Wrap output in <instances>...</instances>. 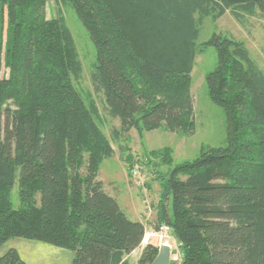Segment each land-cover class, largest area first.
Instances as JSON below:
<instances>
[{
    "label": "trees",
    "instance_id": "1",
    "mask_svg": "<svg viewBox=\"0 0 264 264\" xmlns=\"http://www.w3.org/2000/svg\"><path fill=\"white\" fill-rule=\"evenodd\" d=\"M50 1L57 18H47ZM63 7L96 48L93 91L120 123L118 142L134 129L193 131L204 20H264V0H0V248L25 239L72 251V264H130L146 226L99 179L115 149L93 94L74 83L83 65ZM204 46L217 51L206 84L227 116L228 145L158 177L154 230L170 229L180 264H264V72L243 42L215 33ZM159 253L150 241L137 264ZM0 264L26 263L10 249Z\"/></svg>",
    "mask_w": 264,
    "mask_h": 264
},
{
    "label": "rangeland",
    "instance_id": "2",
    "mask_svg": "<svg viewBox=\"0 0 264 264\" xmlns=\"http://www.w3.org/2000/svg\"><path fill=\"white\" fill-rule=\"evenodd\" d=\"M58 11V6L54 1L48 2L46 7L48 19L57 18ZM61 14L65 16L74 36L83 65L82 77L74 83L84 93L91 92L93 94L103 117V130L115 149L114 157L104 161L100 170L99 179L107 184L108 189H112V186L116 185L122 191L124 195L122 197H134L142 201L146 185H151L154 192L153 197L157 199L160 196L158 192L161 187L158 177L167 176L176 167L194 161L204 150L228 145L227 116L222 108L211 101L206 84L207 75L214 71L218 64L217 51L214 47H205L204 45L215 33L243 42L249 49L253 60L264 72V20L261 17H245L242 22H239L231 13H227L218 21L211 18L204 20L198 40L199 54L191 74L192 82L189 89L194 101L195 128L193 131L170 133L161 129L139 133L134 129L123 136L120 141L115 142L112 131L119 128L120 123L108 116L102 95H95L93 91L91 75L97 61L96 48L73 9L63 7ZM6 28L4 43L8 38ZM7 74L8 70L5 71V76ZM170 157L172 158L171 162ZM135 169H138L143 176L145 183L143 188H138L130 179L132 170ZM180 178L185 179L186 177L182 175ZM17 190L16 183L12 190V199L16 207L19 206ZM161 237H151L150 240L148 237L147 242L151 241L156 245L163 246L168 241L172 247L171 261L180 264L182 252L172 232L168 231L164 233V237ZM10 249L17 250L26 264H72L74 258V253L70 250L25 239H14L6 243L0 248V256L6 254ZM136 255L133 256V259Z\"/></svg>",
    "mask_w": 264,
    "mask_h": 264
},
{
    "label": "crops",
    "instance_id": "3",
    "mask_svg": "<svg viewBox=\"0 0 264 264\" xmlns=\"http://www.w3.org/2000/svg\"><path fill=\"white\" fill-rule=\"evenodd\" d=\"M102 182L104 183L105 190L111 196L115 197L118 200L121 208L124 210V212L127 214V216L129 218L132 219V217H133L134 221L142 222L145 224L146 235L155 232L154 226H155V221H156V206H157V203L159 201V198L154 199V197H153L154 192H153V189L151 188V185H146L147 188H145V190L143 191L144 199L141 201V200L135 199L134 197H128V196L122 197L124 195H123L122 191L119 190V188L116 185H114V187L112 186V189L111 188L108 189L107 184L104 181H102ZM160 190H161V187L159 188L158 193H160ZM158 196H159V194H158ZM149 210H150L151 214H149L150 213V212H148ZM169 231H170V229H169ZM147 240H148V236L145 237V240L139 249H137L132 254H130L129 256L126 257V259L128 260V262L130 264H137L138 263V260L142 254L144 247L149 243V242H147ZM158 246H159V248H161L160 245H158ZM135 254H137V255L133 259V256Z\"/></svg>",
    "mask_w": 264,
    "mask_h": 264
},
{
    "label": "built area",
    "instance_id": "4",
    "mask_svg": "<svg viewBox=\"0 0 264 264\" xmlns=\"http://www.w3.org/2000/svg\"><path fill=\"white\" fill-rule=\"evenodd\" d=\"M131 179L134 181V183L136 184V186L138 188H143L145 186L143 176L140 174V171L138 169L132 170V177H131ZM168 231H169V228L168 227H163L160 232L150 233V234L146 235V237L148 236L149 237V240L151 239V237L152 238H155L157 236L164 237V233H167ZM163 245H168V246L171 247V245H169V242L168 241H166ZM171 249H172V247H171Z\"/></svg>",
    "mask_w": 264,
    "mask_h": 264
},
{
    "label": "water",
    "instance_id": "5",
    "mask_svg": "<svg viewBox=\"0 0 264 264\" xmlns=\"http://www.w3.org/2000/svg\"><path fill=\"white\" fill-rule=\"evenodd\" d=\"M172 249L168 245H163L160 248V253L154 264H171Z\"/></svg>",
    "mask_w": 264,
    "mask_h": 264
}]
</instances>
